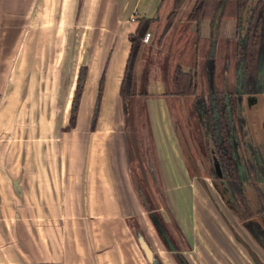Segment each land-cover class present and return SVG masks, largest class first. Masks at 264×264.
Wrapping results in <instances>:
<instances>
[{
  "label": "crops",
  "instance_id": "1",
  "mask_svg": "<svg viewBox=\"0 0 264 264\" xmlns=\"http://www.w3.org/2000/svg\"><path fill=\"white\" fill-rule=\"evenodd\" d=\"M166 1L0 0V264H142L141 251L147 260L137 240L140 234L135 239L129 223L138 211L137 195L118 95L129 52L128 35L137 18L152 20L147 29L150 37L142 42L135 64L133 92L141 87L146 98L161 183L181 189L191 182L168 113L165 82L156 77L161 71L156 62L164 57L182 62L190 49L193 58V48L184 42L187 33L197 35L194 50L202 54L204 48L198 42L210 36L209 20L182 28L178 18L156 45L162 27L156 20L165 14ZM188 1L184 0L180 11ZM235 33L234 19L220 20L211 45L215 69L218 56L226 53L218 40L233 38ZM141 64L147 69L144 73ZM194 64H181L182 71L193 70ZM82 66L85 80L75 125L66 131ZM235 72L232 68V77ZM241 106L245 122L256 110L253 121L262 125L264 93L244 96ZM179 198L183 207L189 205L186 229L181 214L175 212V218L190 245L195 198L186 203L182 195ZM233 216L236 234L210 220L203 246L194 245L201 261L189 259V264H264L261 217L249 220L255 223L252 232L249 221L242 223Z\"/></svg>",
  "mask_w": 264,
  "mask_h": 264
},
{
  "label": "trees",
  "instance_id": "2",
  "mask_svg": "<svg viewBox=\"0 0 264 264\" xmlns=\"http://www.w3.org/2000/svg\"><path fill=\"white\" fill-rule=\"evenodd\" d=\"M184 0H174L173 12L176 11ZM169 15L164 31L172 20ZM136 16V14H134ZM133 16V17H135ZM236 21V33L233 38L218 40L225 48L222 57V83H215V68L211 57V45L216 40L219 22L223 18ZM135 19V18H133ZM188 19L197 25L201 20L210 22V36L204 40L203 64L200 71L183 72L175 66L172 72L170 94L177 96L194 95L197 89V79L201 81L200 87L201 106L207 115V126L212 142V166L217 181L213 182L214 188L222 199L228 203L244 223L259 215H264V145H255L247 138L245 119L242 112L241 99L247 95L264 93V0H196L189 13ZM136 27L128 35L129 52L126 59L121 83L119 98L126 146L129 155L130 175L132 184L140 198L144 197V189L138 184L134 174V165L139 164L138 146H143L145 159L152 157V139L147 117L146 128L141 131L133 125V103H140L137 110L144 111L145 102L142 96L134 97L133 77L134 69L141 49L142 37L147 31L151 19L141 17L136 19ZM198 66V64H197ZM232 66L236 71L232 80L225 78V72ZM85 80V67L79 68L73 98L70 105L69 119L64 130L68 131L75 125L79 99ZM102 80L97 90L96 101L93 107L90 129L93 130L101 97ZM165 95V94H164ZM205 95V96H204ZM136 98H138L136 100ZM140 121V120H139ZM148 143V148L145 146ZM136 162V163H135ZM141 170V169H140ZM139 170V171H140ZM149 174L158 183L159 174L156 170L148 169ZM251 187L257 203L254 209L247 197V189ZM146 208V207H145ZM149 220L153 227L166 230L152 208H146ZM158 232V230H156ZM169 238V237H168ZM170 240V238H169ZM171 242V240H170ZM167 250L172 252L177 264H188L176 246ZM188 245V244H187ZM153 264H159L153 262Z\"/></svg>",
  "mask_w": 264,
  "mask_h": 264
},
{
  "label": "rangeland",
  "instance_id": "3",
  "mask_svg": "<svg viewBox=\"0 0 264 264\" xmlns=\"http://www.w3.org/2000/svg\"><path fill=\"white\" fill-rule=\"evenodd\" d=\"M190 1L191 0H189L186 3L182 11H180V7H181L180 6L174 12H173L174 0H167L166 3H164L167 6V10L165 14L160 16V18H157V20L155 19L156 21H159L162 24V27L156 39V43H157L156 45L160 44L163 36L168 30L167 29L166 31H164V28L167 25L168 17L170 14H172V12H173V16L171 22L168 23V28L178 18L179 19L182 18V22L180 23V26H182V28L187 27L186 25H189L190 22H195V21H190L188 19L191 9H187V6L189 5ZM163 11L165 10L162 9L161 12ZM196 36L193 33L192 36L188 35L187 33L186 39L184 41L187 42V45H189L188 47L193 48V58H191L192 49H190L188 56L185 57L182 62L179 61L180 65L181 64L183 65L184 63H188V66H191V63L192 65L195 63L194 64L195 68H193V70L189 69L188 71H195L196 69L200 71L201 66L203 64V53L197 55L194 50L195 49L194 46L196 44L195 43ZM224 39H220V40H224ZM204 40L205 39H202L200 43L198 42V44L201 45V48L206 43L204 42ZM222 44L223 43L219 41L218 47L222 48L224 46ZM156 45L154 44V46ZM142 46L143 43L141 44V48ZM147 57L152 59V57H150V53L148 54ZM222 57H223L222 55H219L218 58L216 59L217 66L215 69V83L218 85H220V83L222 82V76H223L221 73L222 63H223ZM138 58L139 55L137 57V60ZM179 62L173 59L172 60H170L169 58L167 59L166 57L157 60L156 64L160 65L161 71H159V73H157V76L156 75L155 76L156 77L159 76L160 79H162L165 82L163 87V92L170 99V101L167 102L168 113L169 116L171 117V120L174 124L175 130L178 135L182 154L185 159L186 171L188 173V177L191 183L188 185V188H183V189L174 188V187H165L161 183L160 175H158L159 176L158 179L159 185H158V183L153 180V178L151 177L148 171V169L151 168V171L156 170L157 174H159L156 165L153 146H151L152 157L148 158L147 160L144 158L145 157L144 155L146 154H145V150L143 149V146L142 147L141 145L138 146L139 164L134 165L135 177L137 178L138 184H140V186L144 189L145 196L140 198L139 195L136 193V189L133 185V189L137 195L138 211L137 213L132 214L129 223H130V228L133 230L134 238L136 239L137 234H140L146 246L150 248L148 249L151 251L152 260L149 261L151 264H153V262L155 263L157 262L159 264H177V263L172 252L167 250L161 235L156 231L151 221L149 220L146 208H150V207L152 208L151 211L154 212L155 215L158 217V219L162 222L166 230L167 237L170 238L173 245L176 246L178 252H180L183 255L184 259L188 262V264L190 263L189 259L196 262L201 261L200 250L196 246L199 244L203 246L202 241L203 239H205L204 233L205 231H207L208 222L210 220L212 221V223L214 222L216 226H221V225L226 226L232 232H234L232 228V226L234 225L232 223H236V221L233 220L234 214L231 211L232 210L231 206L222 199V197L216 191L213 185V182L217 181V179L214 176L213 166H212L213 153L211 149L213 145L210 139V134H209L210 131L207 126V115L205 114L203 107L200 104L201 98H199L201 96V93H199L200 87L204 89L203 84L201 83V81L203 80L201 79L200 81L199 79H197V89L194 95L177 96L170 94L171 92L170 81L174 67L179 66L180 68L182 67L181 70L183 69V66L182 65L180 66ZM168 63L169 65H167ZM142 64H141V68L144 73L145 70L147 69H144L142 67ZM150 64L154 65L155 60L153 59L150 62ZM149 71H151V69H149ZM151 72L149 73V75H151ZM227 72L225 78L228 77L229 80H231L232 66L228 68ZM140 88L141 87L137 89V92L135 93L132 92V93L134 94V97L142 96L143 100L145 99L144 100L145 102L146 98L143 93H140L142 91V89L139 90ZM137 99L138 98H136V100ZM139 106H140L139 102L132 104V108H134L132 114L133 115L132 120L134 121V123L132 124L136 125V127L140 131L141 128L142 130L145 131L146 128L145 116L147 117V121H148L147 124H149L147 107L145 105L144 111L142 110L141 112L140 111L137 112ZM242 111H243V107H242ZM255 113L257 115L256 110ZM256 115L254 113L252 115V111H251L250 118H246L245 128L247 131L246 134L247 138L245 139V141L246 142L251 141V143L255 145L256 144L261 145V143L264 142V121L263 123H261L262 125L257 124L256 121H253L255 117L257 118L258 115L257 116ZM122 124H123V118H122ZM151 139H152V135H151ZM145 146L148 148L147 142H145ZM129 168H130V164H129ZM253 191L254 190L251 189V187H248L246 194L247 197L250 199L249 201L250 204L252 205V208L254 209V207L256 206L255 203H257V201ZM181 195L183 196V201H185V203L190 197H192V202L195 198V203H196L195 209L193 211V224L192 221L191 224H189V226L191 227V231H193V237H194V239H192L191 241L192 243L190 242V245L186 241L185 235L182 233L180 225L178 224L175 218L176 213H178L179 215L181 214V218L183 219V221L186 222V223L183 222L184 228L186 229L185 224L187 225L186 219L188 217L186 216V212L188 215L189 205L186 203L185 206L183 207L184 203L179 202L180 201L179 197H181ZM258 236H260V234H258ZM195 244L196 246H194ZM139 257L143 259L145 262L142 264H150L144 258L142 251L140 252Z\"/></svg>",
  "mask_w": 264,
  "mask_h": 264
},
{
  "label": "water",
  "instance_id": "4",
  "mask_svg": "<svg viewBox=\"0 0 264 264\" xmlns=\"http://www.w3.org/2000/svg\"><path fill=\"white\" fill-rule=\"evenodd\" d=\"M156 230H158V233L161 235L163 242L166 243L170 248H173V246L171 245V242H170L169 238L167 237V235L165 234V232L163 231V229H161V228L158 227ZM137 240H138L139 246L142 248V250H143V252H144L147 260L148 261H151L152 260V257H151V251L149 250L150 248L148 246H146V244L144 243L141 235H138L137 236Z\"/></svg>",
  "mask_w": 264,
  "mask_h": 264
},
{
  "label": "flooded vegetation",
  "instance_id": "5",
  "mask_svg": "<svg viewBox=\"0 0 264 264\" xmlns=\"http://www.w3.org/2000/svg\"><path fill=\"white\" fill-rule=\"evenodd\" d=\"M232 212H233V214L237 217V219L239 220V218H238V216H237V214L233 211V210H231ZM257 217H261V220H260V225H262V227L264 228V215H259V216H256L255 218H257ZM255 218H253V219H255ZM254 225H255V223L253 222V221H251L250 223H248L247 224V226L250 228V230L252 231V232H255V227H254Z\"/></svg>",
  "mask_w": 264,
  "mask_h": 264
},
{
  "label": "built area",
  "instance_id": "6",
  "mask_svg": "<svg viewBox=\"0 0 264 264\" xmlns=\"http://www.w3.org/2000/svg\"><path fill=\"white\" fill-rule=\"evenodd\" d=\"M134 14H136V12H135ZM134 14H133V15H134ZM149 37H150V32L147 30V31L144 33L143 37H142V42H147V40L149 39Z\"/></svg>",
  "mask_w": 264,
  "mask_h": 264
}]
</instances>
